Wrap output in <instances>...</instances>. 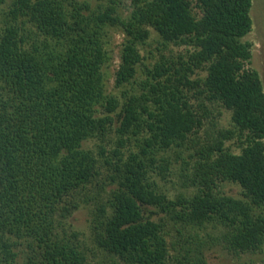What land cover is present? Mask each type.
I'll return each instance as SVG.
<instances>
[{"label":"trees","instance_id":"obj_1","mask_svg":"<svg viewBox=\"0 0 264 264\" xmlns=\"http://www.w3.org/2000/svg\"><path fill=\"white\" fill-rule=\"evenodd\" d=\"M120 3L0 9V264H206L212 240L237 254L264 243V91L243 39L251 0H130L128 13ZM112 27L123 32L117 93ZM169 150L190 195L170 197L156 180ZM223 182L241 197L222 194ZM81 206L90 249L68 226ZM209 227L216 235L201 241Z\"/></svg>","mask_w":264,"mask_h":264},{"label":"rangeland","instance_id":"obj_2","mask_svg":"<svg viewBox=\"0 0 264 264\" xmlns=\"http://www.w3.org/2000/svg\"><path fill=\"white\" fill-rule=\"evenodd\" d=\"M93 4L104 3L106 0H87ZM130 0H121V3L118 8L124 9V13H128L125 10L126 4ZM11 0L0 1V9L7 7ZM252 28L250 32L245 35L243 38L246 41H251V43L259 42L262 44L264 51V0H251V7L249 11ZM123 41V32L116 27L109 29L108 41L106 48L110 55V64L108 66V90L117 93V89L114 86V74L120 64V51L121 43ZM253 42V43H254ZM157 46V34L150 28V36L147 40V44L144 47H141V54L143 56L144 64L151 67L154 61L158 57V51L156 50ZM171 52L176 54L178 51H184V46H173L169 45ZM152 52V53H151ZM167 53V52H165ZM141 66L138 70V78L145 77L142 74ZM205 75V72L201 73ZM221 114L216 119L218 126H227L230 120V112L224 108H220ZM94 143L92 140L85 142V146H92ZM226 144H232L231 141H227ZM233 152H239V148L235 145H232ZM186 153V152H185ZM166 155H169L170 160L172 161L170 168L166 171L165 177H157L156 180L161 188L168 196L174 197L177 193L183 192L186 195L192 194L194 189L192 187H184L182 182L184 177L182 174V162L181 159L175 158L174 150H169L166 152ZM218 189L222 194L231 195L234 197H241V187L237 183L232 182H223L219 185ZM90 210L91 206H81L68 218V226L71 230H76L79 232V239L87 246L88 249L93 248V243L91 242V230H90ZM210 235H214L215 231L210 227L199 232V237L201 241L210 240ZM216 235V234H215ZM168 239H171L169 236ZM213 239H216L215 237ZM204 255L206 259V264H264V243L260 249L255 252H245V253H234L231 250L225 248L222 243L218 244L217 240H212L209 242L205 249Z\"/></svg>","mask_w":264,"mask_h":264},{"label":"flooded vegetation","instance_id":"obj_3","mask_svg":"<svg viewBox=\"0 0 264 264\" xmlns=\"http://www.w3.org/2000/svg\"><path fill=\"white\" fill-rule=\"evenodd\" d=\"M250 42L251 57L248 66L255 69L258 72L262 88L264 91V51L262 44L259 42Z\"/></svg>","mask_w":264,"mask_h":264}]
</instances>
